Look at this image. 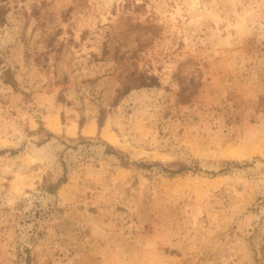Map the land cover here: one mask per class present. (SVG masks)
Returning <instances> with one entry per match:
<instances>
[{
  "label": "rangeland",
  "instance_id": "obj_1",
  "mask_svg": "<svg viewBox=\"0 0 264 264\" xmlns=\"http://www.w3.org/2000/svg\"><path fill=\"white\" fill-rule=\"evenodd\" d=\"M0 264H264V0H1Z\"/></svg>",
  "mask_w": 264,
  "mask_h": 264
},
{
  "label": "bare ground",
  "instance_id": "obj_2",
  "mask_svg": "<svg viewBox=\"0 0 264 264\" xmlns=\"http://www.w3.org/2000/svg\"><path fill=\"white\" fill-rule=\"evenodd\" d=\"M51 125L53 126V127H57V123H56V121H52L51 122ZM94 130H95V126H94V124H93V122H90V123H88L85 127H84V132H86V133H91V132H94ZM75 131V126H74V124H71V125H69V127H68V132L69 133H73ZM103 134H104V136H106V137H108L109 139H112V136L108 133V131L107 130H103ZM113 141V140H112Z\"/></svg>",
  "mask_w": 264,
  "mask_h": 264
},
{
  "label": "trees",
  "instance_id": "obj_3",
  "mask_svg": "<svg viewBox=\"0 0 264 264\" xmlns=\"http://www.w3.org/2000/svg\"><path fill=\"white\" fill-rule=\"evenodd\" d=\"M1 1V0H0ZM144 83V82H143ZM146 84H143V86H145ZM102 125V120L101 119H99L98 120V126L100 127ZM108 148L109 149H112V147L111 146H108Z\"/></svg>",
  "mask_w": 264,
  "mask_h": 264
}]
</instances>
